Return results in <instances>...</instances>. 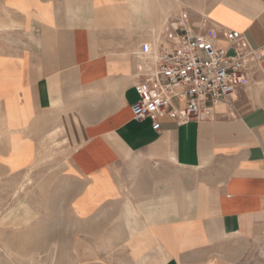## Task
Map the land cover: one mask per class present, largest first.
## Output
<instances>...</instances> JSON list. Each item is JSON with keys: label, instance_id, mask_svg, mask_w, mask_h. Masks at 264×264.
<instances>
[{"label": "crops", "instance_id": "crops-1", "mask_svg": "<svg viewBox=\"0 0 264 264\" xmlns=\"http://www.w3.org/2000/svg\"><path fill=\"white\" fill-rule=\"evenodd\" d=\"M182 11L259 59L212 119L155 132L132 119L137 56ZM40 169L59 172L38 183L54 193L0 213L7 249L264 264V0H0V187Z\"/></svg>", "mask_w": 264, "mask_h": 264}, {"label": "built area", "instance_id": "built-area-1", "mask_svg": "<svg viewBox=\"0 0 264 264\" xmlns=\"http://www.w3.org/2000/svg\"><path fill=\"white\" fill-rule=\"evenodd\" d=\"M222 37L227 49L216 45L218 35L206 22L194 26L183 11L168 21L137 56L133 121L148 120L159 132L165 117L178 126L212 119L214 107L248 84L249 64L259 59L242 33L227 31Z\"/></svg>", "mask_w": 264, "mask_h": 264}, {"label": "rangeland", "instance_id": "rangeland-1", "mask_svg": "<svg viewBox=\"0 0 264 264\" xmlns=\"http://www.w3.org/2000/svg\"><path fill=\"white\" fill-rule=\"evenodd\" d=\"M57 171L53 170H34L29 174V181L15 187V190L8 192L6 187H0V213L7 208L10 209H28V206H24L21 203L23 198L29 195L30 205L37 206L40 202L34 200L37 199L36 194L54 193L53 186H47V189L43 185H39L41 179L48 178L49 182L52 183L56 180L58 176ZM42 183V182H41ZM46 189V190H45ZM7 190V191H6ZM11 194L14 196L11 197ZM6 217H0V227L5 226ZM12 220V219H11ZM15 224H11L14 227L15 232H20L21 230V219L15 218ZM17 221V223H16ZM20 241H16L14 244H8V249L6 243H0V264H70V251L69 250H38L30 249L23 250ZM79 258L75 264H140L133 258H130L128 253L125 251H113L108 255V251H94L93 257L90 253V257L86 258V251L84 249L78 250Z\"/></svg>", "mask_w": 264, "mask_h": 264}]
</instances>
